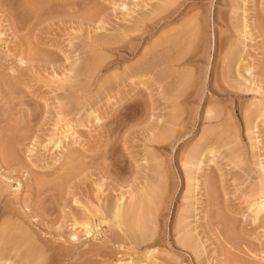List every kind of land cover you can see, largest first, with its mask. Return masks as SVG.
I'll use <instances>...</instances> for the list:
<instances>
[{"label":"rangeland","instance_id":"374dc122","mask_svg":"<svg viewBox=\"0 0 264 264\" xmlns=\"http://www.w3.org/2000/svg\"><path fill=\"white\" fill-rule=\"evenodd\" d=\"M263 27L264 0H0V251L32 235L37 264H264ZM129 201L151 240L115 225Z\"/></svg>","mask_w":264,"mask_h":264},{"label":"bare ground","instance_id":"6f19581e","mask_svg":"<svg viewBox=\"0 0 264 264\" xmlns=\"http://www.w3.org/2000/svg\"><path fill=\"white\" fill-rule=\"evenodd\" d=\"M172 3V2H171ZM169 4V3H168ZM173 4H174V1H173ZM170 5V4H169ZM236 6V5H235ZM164 7V6H163ZM231 8V7H230ZM234 8V7H233ZM166 9V8H165ZM154 10V9H153ZM156 10V9H155ZM155 12V11H154ZM162 12V11H161ZM159 13V12H158ZM161 14V13H160ZM156 15V14H155ZM162 15H164V14H162ZM149 18V17H148ZM143 19V18H142ZM194 19V18H193ZM244 20L246 19L245 18V16H244V18H243ZM195 20H196V18H195ZM190 21V20H189ZM147 23V22H146ZM263 23V22H262ZM186 25V24H185ZM254 25V24H253ZM252 25V26H253ZM235 26V25H234ZM251 26V25H250ZM187 27V26H186ZM255 27H257V26H255ZM254 27V28H255ZM246 28V25H244V29ZM264 28V27H263ZM179 29H180V27H179ZM252 29V28H251ZM258 29V28H257ZM261 29V28H260ZM132 30V29H131ZM236 30V29H235ZM127 31V30H126ZM237 31V30H236ZM262 31H264V30H262ZM258 33H259V30L257 31ZM132 33V32H131ZM248 33V31H246V30H243L242 32H241V35L242 36H245L246 34ZM263 33V32H262ZM260 34V33H259ZM119 36V35H118ZM239 36V35H238ZM240 37V36H239ZM245 38H246V36H245ZM236 39V38H235ZM242 39V38H241ZM240 39V40H241ZM247 39V38H246ZM115 40V39H114ZM233 40V39H232ZM101 41V40H100ZM96 43V42H95ZM233 43V42H232ZM241 43H239V45H240ZM100 45V44H99ZM230 46V45H229ZM238 46V45H237ZM231 49V48H230ZM236 49V48H235ZM228 51V50H227ZM229 52V51H228ZM228 52H227V54H228ZM238 52V51H237ZM225 55V54H224ZM223 56V55H222ZM221 56V57H222ZM226 56V55H225ZM230 56V54H228V57ZM238 57V56H237ZM241 57V56H240ZM239 57V58H240ZM243 57V56H242ZM238 58V60L236 59V64L238 65V63H239V65H240V62L242 61V59L240 58L239 59ZM21 59V58H20ZM225 59V58H224ZM229 59V58H228ZM227 59V60H228ZM22 60V59H21ZM178 60V59H177ZM231 60H233L232 58H231ZM230 60V61H231ZM98 61V60H97ZM222 61V60H221ZM97 63H99V62H97ZM233 64V63H232ZM236 64H234L235 66L234 67H236L237 65ZM243 64V63H242ZM238 65V66H239ZM221 66V65H220ZM248 66V65H247ZM93 67V66H92ZM233 67V66H232ZM242 67V66H241ZM249 67V66H248ZM221 68V67H220ZM224 68H225V66H224ZM94 69V68H93ZM244 70H245V68H243ZM248 69H250V68H248ZM247 69V70H248ZM71 70V69H70ZM226 70V69H225ZM229 70V69H228ZM236 70H237V74L238 75H236L237 77H241L246 83H247V81L246 80H248L249 78H246L243 74H241L240 72H239V70H238V68L237 69H234V71H235V73H236ZM244 70H243V72H244ZM77 71V70H76ZM231 71V70H230ZM74 72V71H73ZM242 72V71H241ZM249 72V73H248ZM248 74L250 75V72L251 71H249L248 70ZM187 73V72H186ZM253 74V73H252ZM185 75V74H184ZM187 75V74H186ZM69 77H71V76H69ZM236 78V77H235ZM254 80V79H253ZM71 81V80H70ZM244 82V83H245ZM238 83H240V82H238ZM252 83V82H251ZM261 83V82H260ZM73 84V83H72ZM221 84V83H220ZM248 84H249V82H248ZM243 85H245V84H242V82H241V85L240 86H243ZM261 85V84H260ZM63 86V85H62ZM65 86V85H64ZM64 86L62 87V88H64ZM73 86V85H72ZM231 86H233V85H231ZM246 86V85H245ZM253 87H255V83H254V85H252ZM258 86V85H257ZM221 87V86H220ZM235 87V86H234ZM248 87V86H247ZM249 87H250V89H251V91H253L254 90V92H255V89L256 88H254L253 89V87L251 88V84H249ZM249 87L247 88V89H249ZM71 88V87H70ZM238 89V88H237ZM243 89V88H242ZM249 89V90H250ZM253 89V90H252ZM68 90H69V88H68ZM214 90V89H213ZM218 90H219V88H218ZM246 90V89H245ZM249 90H248V92H249ZM257 91L256 92H258V91H260V89L258 90V89H256ZM246 92V91H245ZM236 93V92H235ZM234 93V94H235ZM240 93V92H239ZM242 93V92H241ZM262 93V92H261ZM74 94V93H73ZM69 95V94H68ZM219 95V94H218ZM238 95V94H237ZM65 96V95H64ZM73 96V95H72ZM72 96H70V99H71V97ZM261 96V95H260ZM69 97V96H68ZM67 100V99H66ZM73 100V99H72ZM71 100V101H72ZM258 100H261V101H259V102H261L262 104H264L262 101L264 100L263 98H261V99H258ZM73 102V101H72ZM71 102V103H72ZM255 102H257L258 103V101H255ZM68 103V102H67ZM251 103V102H250ZM257 103H255L256 105H257ZM260 103V104H261ZM70 104V103H69ZM75 104V103H74ZM73 104V105H74ZM261 104V105H262ZM253 106V105H252ZM246 107V106H245ZM258 107V106H257ZM68 108H70V107H68ZM72 108V107H71ZM244 108V107H243ZM261 108V107H260ZM68 110V109H67ZM71 110V109H70ZM248 110V109H247ZM56 111H58V110H56ZM243 111V110H242ZM250 111H252V110H250ZM59 112V111H58ZM64 112V111H63ZM69 112H71V111H69ZM211 112V111H210ZM257 113L255 114V115H252V116H255V118L252 120V124H251V127L253 126V128L252 129H254V127H258L259 125H258V122L260 121V116H263L264 115V108H262V109H259V111H256ZM72 113H73V111H72ZM209 112L207 111V114H208ZM63 114V113H62ZM68 114V113H67ZM58 115V114H57ZM60 115V114H59ZM65 115V114H64ZM69 115V114H68ZM71 115V114H70ZM206 115V114H205ZM243 115H244V113H243ZM250 115V114H249ZM245 116V115H244ZM251 116V117H252ZM71 117V116H70ZM250 118V117H249ZM249 118H247L248 120H249ZM16 119V118H15ZM211 119V118H210ZM245 119V118H244ZM251 119V118H250ZM256 119H258L257 121H256ZM70 118H66V128H67V130H66V132L67 133H70V132H68V131H70V128H71V124H70ZM247 122V121H246ZM245 122V123H246ZM261 124V123H260ZM15 125V124H14ZM250 125V124H249ZM248 125V126H249ZM250 127V128H251ZM13 129V128H12ZM258 129V128H257ZM1 130V129H0ZM219 130V129H218ZM5 131H7V130H5ZM5 131L2 133L1 132V134H5ZM248 131V130H247ZM66 133V134H67ZM0 134V136L1 137H3L2 135ZM64 135V133H63V136H67V135ZM169 134V133H168ZM221 134H222V132H221ZM211 135V134H210ZM209 135V136H210ZM11 136V135H10ZM164 136V135H163ZM204 136V135H203ZM214 136V135H213ZM169 137V136H168ZM21 138V137H20ZM154 138V137H153ZM162 138V137H161ZM202 138V137H201ZM219 138V137H218ZM19 139V138H18ZM207 139V138H206ZM0 140H3L2 138L0 139ZM157 140V139H156ZM167 140V139H166ZM166 140H164V141H166ZM206 141V140H205ZM217 141V140H216ZM0 143H1V141H0ZM157 143V142H156ZM204 143V142H203ZM2 144V143H1ZM11 144V143H10ZM162 144V143H161ZM207 145V144H206ZM1 146V145H0ZM3 146V145H2ZM213 146V145H212ZM211 145H207V146H204V147H202V145L199 147V148H197V147H195V150L193 149L192 150V152L190 151V153H189V155L187 156L188 157V159H186V157H185V160H184V158L182 159L183 161V165L185 164V166H183V168L185 167L186 169V177H187V179H191V177H194V176H191V170H193L192 168H193V166L196 168L195 169V171L197 170V169H201V167H200V165H201V163L203 162L204 164H205V161H208V160H213L212 159V157L213 156H211L212 155V153H213V147H212ZM191 148H192V146H191ZM197 148V149H196ZM238 150V149H237ZM2 151V150H1ZM187 152H188V150H187ZM215 152V151H214ZM240 152H242V151H240ZM216 153V152H215ZM237 153V152H236ZM183 154V153H182ZM181 154V155H182ZM210 154V155H209ZM184 155V154H183ZM242 155V154H241ZM6 156V155H5ZM209 156H211V157H209ZM9 157V156H8ZM7 157V158H8ZM202 157H204L205 159H203ZM231 157V156H230ZM232 157H234V156H232ZM76 158V157H75ZM182 158V157H181ZM210 158V159H209ZM214 158V157H213ZM236 158H238V157H236ZM71 159H73V158H71ZM8 161V160H7ZM10 161V160H9ZM13 161V160H12ZM70 161V160H69ZM210 161H209V163H210ZM11 162V161H10ZM234 162V161H233ZM260 162V161H259ZM67 163H68V161H67ZM66 163V164H67ZM255 163V162H254ZM253 163V164H254ZM7 165H8V162L6 163ZM180 164H181V162H180ZM252 164V165H253ZM4 165V164H3ZM190 165H192V166H190ZM259 165V164H258ZM190 166V167H189ZM254 166V165H253ZM189 167V168H188ZM249 167V166H248ZM257 167V166H256ZM260 167V166H259ZM59 168V167H58ZM67 168V167H66ZM243 168V167H242ZM260 169L261 170H263L261 167H260ZM61 170V169H60ZM183 170V169H182ZM184 171V170H183ZM247 171V170H246ZM264 171V170H263ZM252 172V171H251ZM194 173V172H193ZM263 173H261V175H262ZM193 175V174H192ZM248 175V174H247ZM255 176V175H254ZM260 176V175H259ZM258 176V177H259ZM258 177H253L251 180H252V182H254V185H255V187H253L254 189H253V191L251 192L252 193V195H251V197H252V205H253V207H254V209L251 211V212H253L254 213V219H257L259 216L258 215H260V213L261 214H264V181H263V179H262V177L260 176L259 178ZM186 179V178H185ZM187 179H186V181H187ZM192 180V179H191ZM250 180V181H251ZM51 181V180H50ZM61 182H63V181H61ZM2 183V182H1ZM207 183V182H206ZM146 184V183H145ZM152 184V183H151ZM150 184V185H151ZM157 184V183H156ZM187 184V183H186ZM61 185V184H60ZM153 185V184H152ZM48 187V186H47ZM250 187V186H249ZM150 188V187H149ZM30 189V188H29ZM207 189V188H206ZM148 190V189H147ZM150 190H151V188H150ZM250 190V189H249ZM148 192V191H147ZM154 193H156L155 191H153ZM189 192V191H188ZM138 193V192H137ZM143 194L145 193V192H142ZM146 194V193H145ZM158 194V193H157ZM156 194V195H157ZM2 195V194H1ZM147 195V194H146ZM148 195H151L150 194V192H149V194ZM156 195L154 196V198L156 197ZM160 195V194H159ZM140 196H142L143 197V195H140ZM152 196V195H151ZM163 196V195H162ZM135 198V197H134ZM139 198H141V197H137V199H139ZM154 198H152L151 197V199H154ZM162 198V197H161ZM136 199V198H135ZM136 199V200H137ZM156 199V198H155ZM17 200V199H16ZM122 201V200H121ZM131 201V200H130ZM130 201H129V203H127V204H130ZM138 201H141V199L140 200H138ZM147 201V200H146ZM150 201V200H149ZM134 202V201H133ZM250 202V201H249ZM9 203V202H8ZM125 203V202H124ZM138 203V202H137ZM146 203H148V202H146ZM114 204V203H113ZM127 204H125V206L123 205V203H122V205H119L118 204V206H114L115 207V211H114V213L112 214L113 215V217H115V219L117 220H114V222L116 223H114L116 226L118 225V227H120V229H121V231H122V237L123 238H129V240H131V243H132V239L136 242H138L139 240L141 241H139L140 243H144V242H146L147 240H151V239H149V238H147V237H145L144 235L145 234H143V235H138V232H137V234H136V231H133V229L135 230V224H136V220H139V219H137V218H139L138 216H136V214H135V212H134V208H131L132 206H131V204H135L136 205V202L135 203H131L130 204V207L127 205ZM145 204V203H144ZM112 205V204H111ZM138 206V205H137ZM153 206V205H152ZM159 206V205H158ZM14 207V206H13ZM111 207V206H110ZM146 207V206H145ZM151 207V206H150ZM252 207V206H251ZM12 208V207H11ZM97 208V207H96ZM136 208V207H135ZM148 208V207H147ZM158 208V207H157ZM35 209V208H34ZM98 209V208H97ZM111 208H109V210H110ZM137 209V208H136ZM185 210V209H184ZM112 211V210H111ZM85 212V211H84ZM130 212H132L131 213V216L132 217H130ZM140 212V211H139ZM142 212V211H141ZM140 212V213H141ZM151 213L152 212V210L150 209V210H148V213ZM107 213V212H106ZM137 213V212H136ZM153 213V212H152ZM76 214V213H75ZM142 214H146V213H142ZM180 214H182L181 216L179 215L178 217H179V219H178V224L180 225H178L179 226V230H182L183 229V226H181L184 222H185V219H186V215H185V213H180ZM103 215V214H102ZM138 215V214H137ZM152 215V214H151ZM153 215H154V213H153ZM152 215V216H153ZM147 216V215H146ZM148 216L150 217V215L148 214ZM157 216V215H156ZM86 217V216H85ZM135 217H137V218H135ZM144 217V216H143ZM219 217V216H218ZM80 218V217H79ZM82 218V217H81ZM133 218H134V221H135V223H132V226H130V224H131V222L133 221ZM144 218H146V217H144ZM151 218V217H150ZM150 218H148V219H150ZM153 218V217H152ZM78 219V218H77ZM83 219V218H82ZM253 219V220H254ZM111 220V219H110ZM141 220H143V218H141ZM147 220V219H146ZM150 220H152V219H150ZM9 221V220H8ZM82 221V220H81ZM100 221V220H99ZM220 221V220H219ZM77 222V221H76ZM100 222H102V221H100ZM105 222H107V221H105ZM111 222H113V219L111 220ZM144 222V221H143ZM151 222V221H150ZM149 222V223H150ZM223 222V221H222ZM12 223V222H11ZM141 222H139V224H140ZM145 223V222H144ZM177 223V222H176ZM17 226H18V224L17 223H15ZM137 224H138V222H137ZM143 224V223H142ZM13 225V224H12ZM81 225H83L84 226V228H85V230H87V219L86 220H84V221H82L81 222ZM114 225V226H115ZM150 225V224H149ZM156 225V224H155ZM231 225V224H230ZM8 226V225H7ZM139 226V225H138ZM145 226V225H144ZM143 226V227H144ZM175 226V225H174ZM229 226V225H228ZM14 227V226H13ZM146 227H147V225H146ZM196 227V226H195ZM3 228V227H2ZM12 228V227H11ZM25 228V227H24ZM79 228V227H78ZM142 228V227H141ZM184 228H188V227H184ZM227 228V227H226ZM4 229V228H3ZM2 229V230H3ZM6 229V228H5ZM18 229V228H17ZM137 229V228H136ZM139 229V228H138ZM146 229H148V228H145V232H146ZM16 230V229H15ZM20 230V229H19ZM27 230V229H26ZM140 230V229H139ZM142 230V229H141ZM140 230V231H141ZM176 230V229H175ZM192 230V229H191ZM133 231V232H132ZM151 231V230H150ZM178 231V230H177ZM4 232V231H3ZM20 232V231H19ZM89 232V231H88ZM143 232H144V229H143ZM148 232L149 231H147V234H148ZM8 233V232H7ZM151 233H152V231H151ZM150 233V234H151ZM227 233V232H226ZM1 235H2V233H0ZM185 234V233H184ZM14 235V234H13ZM138 235V236H137ZM152 235V234H151ZM188 235V234H187ZM73 236V235H72ZM132 238H131V237ZM148 236V235H147ZM153 236V235H152ZM186 236V235H185ZM184 236V237H185ZM191 236V235H190ZM14 237V236H13ZM26 237H29L28 235L26 236ZM25 236L24 237H22L21 238V236H20V238H19V240L20 239H23V238H26ZM121 237V238H122ZM178 237H180V236H178ZM183 237V238H184ZM31 238H32V235H31V237H29V239L31 240ZM131 238V239H130ZM183 238H181L180 239V242H178L179 243V246H180V249L182 248L181 246H184V245H186L187 244V242L186 241H184V240H186L185 238H184V240H183ZM228 238V237H227ZM179 239V238H178ZM16 240V239H15ZM19 240H17V241H19ZM26 240H28V238L26 239ZM26 240H20L19 242H18V245H17V243L15 244V245H12V243H11V241H9L11 244H10V246H9V248L8 247H6L5 246V248H8V249H5V251H7V252H5V251H3V250H1L0 252L2 253V254H0V264L1 263H3V264H13V261H14V259L13 260H11V258H13V257H15V255H16V258H18V259H20V262H19V264L21 263V264H37L38 263V261H39V259H38V254H39V249H40V247H39V249L36 247V244L35 243H33V240H32V242H30V240L29 241H26ZM183 240V244L181 243V241ZM1 241V240H0ZM2 241H5L4 239H2ZM2 241H1V243H2ZM17 241H14V242H17ZM133 241V242H134ZM8 242V241H7ZM6 242V243H7ZM14 242H13V244H14ZM123 242V241H122ZM6 243H4V245L6 244ZM46 243V242H45ZM176 243V242H175ZM186 243V244H185ZM8 244V243H7ZM20 244V245H19ZM41 244V243H40ZM60 244V243H59ZM133 244V243H132ZM134 244H136V243H134ZM181 244V245H180ZM2 245H3V243H2ZM177 245V244H176ZM188 245V244H187ZM41 246V245H40ZM133 246H135V245H133ZM139 246V245H138ZM178 246V245H177ZM189 246H191L190 245V243H189ZM25 248L24 250H22L21 248ZM192 247V246H191ZM156 248V247H155ZM179 248V247H178ZM177 248V249H178ZM190 248V247H189ZM1 249H3V248H1ZM55 249V248H54ZM148 250H150V249H148ZM155 250V249H154ZM164 250V249H163ZM3 251V252H2ZM40 251H41V249H40ZM42 251H43V249H42ZM151 251H153V250H151ZM151 251L149 252V251H146L145 253L146 254H148V255H151L150 257H153L152 256V254H151ZM13 252V253H12ZM69 252V251H68ZM67 252V253H68ZM154 252V251H153ZM3 253H6V254H4L3 255ZM15 254L14 256L13 255H11V254ZM62 253V252H61ZM65 253V252H64ZM169 253V252H168ZM11 256H13V257H11ZM30 254V255H29ZM31 254H33V255H37L36 256V260L35 259H32V257H31ZM32 255V256H33ZM52 255V254H51ZM172 255V254H171ZM174 255V254H173ZM26 256H29V257H31V258H29L30 259V261H29V259H28V261L29 262H27V261H24L23 263H22V261L23 260H27V259H25V257ZM155 256V255H154ZM170 256V255H169ZM11 257V258H10ZM176 257V256H175ZM180 257V256H179ZM45 258V257H44ZM154 258V257H153ZM171 258V257H170ZM18 259H16V261L18 260ZM32 259V260H31ZM38 260V261H37ZM41 262H42V259L40 260ZM86 260H84V262H85ZM172 261V260H171ZM167 262V261H166ZM199 262V261H198ZM198 262H197V264H198ZM18 263V262H17ZM17 263H15V264H17ZM43 263V262H42ZM41 263V264H42ZM176 263V262H175ZM199 263H202L201 261L199 262ZM43 264H45V263H43ZM73 264V263H72ZM145 264H159L158 262H156V260L155 259H151L148 263H145ZM174 264V263H173Z\"/></svg>","mask_w":264,"mask_h":264}]
</instances>
